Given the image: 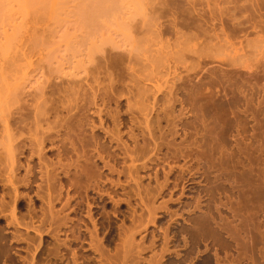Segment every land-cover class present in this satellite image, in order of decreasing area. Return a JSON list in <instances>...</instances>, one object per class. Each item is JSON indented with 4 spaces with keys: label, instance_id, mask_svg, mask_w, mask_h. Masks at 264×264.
Returning <instances> with one entry per match:
<instances>
[{
    "label": "rangeland",
    "instance_id": "obj_1",
    "mask_svg": "<svg viewBox=\"0 0 264 264\" xmlns=\"http://www.w3.org/2000/svg\"><path fill=\"white\" fill-rule=\"evenodd\" d=\"M255 1L0 0V264H264Z\"/></svg>",
    "mask_w": 264,
    "mask_h": 264
},
{
    "label": "bare ground",
    "instance_id": "obj_2",
    "mask_svg": "<svg viewBox=\"0 0 264 264\" xmlns=\"http://www.w3.org/2000/svg\"><path fill=\"white\" fill-rule=\"evenodd\" d=\"M104 1H105V0H104ZM255 2H256L255 0H248V6H249V5H250L249 7L254 6L253 4H255ZM103 3H104V2H103ZM105 3H108V2L106 1ZM112 3H113V1H112ZM114 3L116 4V2H114ZM114 3H113V4H114ZM226 3H229V1H226ZM117 5H118V4H117ZM113 6H114V5H113ZM97 7H98V6H97ZM101 7H102V6H101ZM108 7H109V6H108ZM249 7H248V8H249ZM101 9H102V8H101ZM101 9H100V10H101ZM104 9H105V8H104ZM104 9H103V10H104ZM227 9H228V8H227ZM248 10H249V9H248ZM92 13H93V12H92ZM98 13H99V12H98ZM92 15H93V14H92ZM94 16H95V15H94ZM94 18H95V17H94ZM94 18H93V19H94ZM222 27H224V26L222 25ZM259 27H260V29L263 28V26H261V25H260ZM254 28H256V26H255ZM223 30H224V29H223ZM258 36H259V35H258ZM260 36H261V35H260ZM210 38H211V37H210ZM216 38H217V37H216ZM219 38H220V37H219ZM214 39H215V38H214ZM218 44H219V43H218ZM222 50H223V49H222ZM220 53H221V52H220ZM221 54H222V53H221ZM12 84H13V83H12ZM12 84H9V83H8V85H10V86H11ZM4 86H5V84H4ZM12 87H13V85H12ZM1 89H2V88H1ZM4 89H5V87H4ZM11 89H12V88H11ZM14 90H16V89H14ZM14 90H13V91H14ZM5 93H6V92H5ZM11 93H12V92H11ZM14 93H15V91L13 92V94L11 95V97H10L9 95H8V96L10 97V99H12V97H13L14 100H16L15 97H14V96H16V95H15ZM13 95H14V96H13ZM17 95H18V94H17ZM7 98H8V97H7ZM16 98H17V96H16ZM5 99H6V98H5ZM10 99H9V100H10ZM6 100H8V99H6ZM6 100H5V101H6ZM14 100H12V101H14ZM10 101H11V100H10ZM7 102H8V101H7ZM13 103H14V102H13ZM10 104H11V103H10ZM10 104H9V105H10ZM41 108H43V105L41 106ZM41 108H40V110L43 111V109H41ZM5 109H6V108H5ZM44 109H45V108H44ZM3 110H4V109H3ZM3 110H1V111H3ZM8 111H9V110H8ZM3 112H4V111H3ZM40 113H41V112H40ZM8 114H9V112H8ZM1 115H2V114H1ZM1 115H0V116H1ZM6 115H7V114H6ZM4 119H5V118H4ZM6 129H8V126H7V125H6ZM6 131H8V130H6ZM9 133H10V132H9ZM7 134H8V132H7ZM10 134H11V133H10ZM12 137H15V138H16V136H12ZM7 140H8V139H7ZM10 141H13V139L10 140ZM11 143H12V142H11ZM10 145L12 146V144H10ZM38 145H39V144H38ZM40 145H41V144H40ZM9 147H10V146H9ZM12 147H13V146H12ZM12 147L10 148V154H9L10 158H9V159H11V162H12V164H13V162H14V158H15V152H14V149H13ZM6 149H7V148H6ZM40 149H41V148H40Z\"/></svg>",
    "mask_w": 264,
    "mask_h": 264
}]
</instances>
